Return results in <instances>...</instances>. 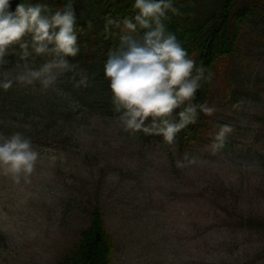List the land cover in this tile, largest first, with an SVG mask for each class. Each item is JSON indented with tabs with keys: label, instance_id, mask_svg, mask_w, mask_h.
<instances>
[{
	"label": "rangeland",
	"instance_id": "374dc122",
	"mask_svg": "<svg viewBox=\"0 0 264 264\" xmlns=\"http://www.w3.org/2000/svg\"><path fill=\"white\" fill-rule=\"evenodd\" d=\"M244 30L238 55L214 67L206 144L179 154L174 140L126 131L123 112L81 113L87 122L81 129H88L81 137L104 159L103 173L91 149L58 147L44 130L43 113L22 104L30 96L38 106L50 98L54 74L45 65L51 51L9 45L0 59V83L13 82L16 103L6 115L12 131L0 135L30 138L39 157L27 182L0 175V264H53L80 221L69 205L88 190L83 182L101 193L116 245L113 264H264V229L238 235L220 227L231 221L223 207L264 220V45L258 49L255 42L264 38L249 40ZM152 124V117L145 120ZM224 126L231 130L221 135Z\"/></svg>",
	"mask_w": 264,
	"mask_h": 264
},
{
	"label": "trees",
	"instance_id": "16d2710c",
	"mask_svg": "<svg viewBox=\"0 0 264 264\" xmlns=\"http://www.w3.org/2000/svg\"><path fill=\"white\" fill-rule=\"evenodd\" d=\"M21 2L44 6L41 15L49 20L57 11H65L69 4L74 10L77 54L65 56L55 51L54 43L45 42V50L51 51L50 65L54 74L51 84L54 88L50 98L43 97L45 101L42 105L38 106L39 101L34 100L32 96L29 97L30 102L24 101L22 104L28 105L25 109L30 107L43 113L41 118L44 130L58 147L73 149L83 145L84 151H88L91 146L88 147L81 137L84 131H88L81 129V126H87L81 113L114 116L123 112L117 111L113 102L110 80L105 75V65L110 53L127 50V46L122 45V36L128 35L142 42L145 29L138 27L136 33H129L123 26L126 17L131 19L137 14L134 9L135 0H10L11 10L14 11L16 5ZM173 7L178 10V14L166 12L163 18L166 30L175 34L178 42L188 52L189 58L195 60L192 78L198 75L197 68H203L204 71L199 74V87L194 97L184 101L169 117L157 118L155 124L157 127H163L162 121L167 119L170 123L173 117H176V123H179V113L190 106L195 107L194 122L187 124L174 137L176 151L186 154L194 146L206 144L211 140L212 126L208 112L203 109H209L214 67L220 61L238 55L242 42L246 39L244 28L248 30L249 40L251 36H260L263 40L264 0H173ZM108 19L114 20L115 23L108 24ZM132 22L135 23V20ZM255 42L258 43V49L264 45V40ZM17 43L21 49L24 48L22 45L39 46L32 33H26ZM3 58L6 59L5 56ZM60 61H66L68 66H58ZM15 99L14 88L10 87L6 91L0 87L1 133L6 128L12 131V125L7 123L6 115L8 110H12L11 104L16 103ZM137 133L140 136L147 135L146 140H160L163 137L156 133ZM91 153L93 164L100 167V172L103 173L104 159L92 149ZM84 158H88V152L84 154ZM84 185L88 190L82 192V198L78 202L69 205L70 216L79 218L80 221L74 224L68 245L53 264H113L116 245L107 228L101 193L99 189L88 188V183L83 182ZM222 209L231 221H225L220 227L230 232L245 235L253 228L264 229V220L255 218L250 213L237 211L235 207L232 210L225 207Z\"/></svg>",
	"mask_w": 264,
	"mask_h": 264
},
{
	"label": "clouds",
	"instance_id": "9594fccd",
	"mask_svg": "<svg viewBox=\"0 0 264 264\" xmlns=\"http://www.w3.org/2000/svg\"><path fill=\"white\" fill-rule=\"evenodd\" d=\"M134 9L137 14L131 19L126 17L123 26L129 33H136L138 27L145 29L142 42L128 35L122 36V45H126L127 50L109 54L105 75L110 80L117 111L123 110L120 120L125 130L160 134L171 143L177 132L194 122L196 108L190 106L181 111L179 123H169L164 119L163 127H157L155 119L169 117L174 109L194 97L199 87V74L204 69L197 68L198 75L192 78L195 60L189 58L175 34L166 30L163 22L166 12L178 14L173 0H135ZM43 10L44 6L40 4L21 2L12 11L10 0H0V59L7 47L20 41L26 33L33 34L34 41L39 45L36 47L38 53L45 51V42H48L54 43L57 53L65 56L77 54L75 13L71 4L65 11H57L50 20L42 17ZM107 23L115 21L108 19ZM58 66L66 68L68 65L66 61H60ZM51 67L45 65L46 69ZM34 75L38 77L39 73ZM18 79L23 82L26 78L21 76ZM32 82L27 80L29 84ZM50 82L43 81L44 84ZM12 84L11 80H6L0 83V87L7 90ZM203 110L208 113L213 111L208 108ZM149 117L153 118L151 127L145 126ZM230 130L229 126H224L221 135ZM38 157L39 153L33 149L30 138L19 132L8 137L0 135V175L10 176L16 184L21 183L22 177L27 182Z\"/></svg>",
	"mask_w": 264,
	"mask_h": 264
}]
</instances>
